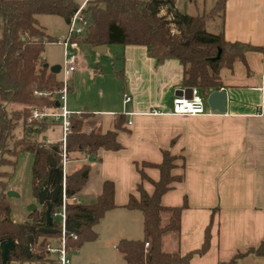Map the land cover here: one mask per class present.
Instances as JSON below:
<instances>
[{
	"label": "trees",
	"instance_id": "obj_1",
	"mask_svg": "<svg viewBox=\"0 0 264 264\" xmlns=\"http://www.w3.org/2000/svg\"><path fill=\"white\" fill-rule=\"evenodd\" d=\"M224 4L225 0H217L209 12L190 16L175 11L172 0H87L81 15L88 26L82 37L72 40L90 47L141 46L146 48L147 56L158 64L169 59L177 60L182 67L180 84L186 88H197L207 97L211 91L222 87L221 70H230L235 62H240L248 73L245 54L264 53L263 47L227 41L222 30L217 33L206 31L207 20L223 17ZM80 7L72 0H0V264L1 244L4 242L14 243L8 249L7 264L29 261L55 264L46 252L45 244L59 236L58 225L54 221L51 225L57 230L56 234L40 232L41 228L47 227L45 204L34 212H28L24 222H14L4 181L12 174L2 169H15L17 157L25 152L32 156L30 183L35 198L44 186H48L49 190L55 187L54 172L61 182L62 143L38 141L36 136L46 130L48 123L33 118V112L55 107L57 93L62 87L61 79L49 71L41 56L47 43L58 40L46 34L37 16L53 15L68 22ZM89 116V113L83 112L77 117H70L71 129L65 139L67 159L74 151L98 157L101 150L118 151L122 148L117 137L120 133L129 132L124 115L118 114L113 128L102 134L82 132L84 120ZM9 142L11 148L8 147ZM176 161L181 162L180 168L183 169V157L164 149L159 163L135 162L140 178L135 189L137 195H130L123 208L141 213L143 236L140 240L122 239L116 244L126 264H191L195 255L202 256L209 248L211 224L204 231L199 249L181 255L163 248L166 235L180 232L181 214L187 208L185 198L182 205L176 207H164L160 201L174 184L183 181L182 173H173L178 167ZM145 168L157 169L158 179H149ZM89 169V165L85 164L65 175L66 198L74 197L81 190L88 179ZM143 181L151 184L150 194L143 189ZM60 204L59 191L51 205V215ZM115 207L114 184L111 181L103 182L93 204L66 203L65 217L74 230L66 232V247L76 249L82 243L94 240V227L108 210ZM165 212L170 214L169 221L162 226L161 214ZM28 237L31 239L29 258L23 252ZM145 243L148 244L147 249ZM249 254L264 257V240L256 247L238 251L229 261L218 264H236Z\"/></svg>",
	"mask_w": 264,
	"mask_h": 264
},
{
	"label": "crops",
	"instance_id": "obj_2",
	"mask_svg": "<svg viewBox=\"0 0 264 264\" xmlns=\"http://www.w3.org/2000/svg\"><path fill=\"white\" fill-rule=\"evenodd\" d=\"M86 1L80 0L81 4ZM172 2L179 12L175 1ZM222 16L207 20L205 27L212 22L213 33L222 30L227 41L264 48V0H225ZM92 48L99 54L108 53L114 67L119 62L121 70L115 71V75L121 86H113L118 99L101 96L102 106L96 105L90 112L77 110L82 106L70 100V109H66L73 117L83 112L90 114L82 126L84 133L111 130L118 114L124 115L129 132L118 135L122 147L118 151L101 150L98 157L78 151L69 154L65 175L85 164L90 169L86 183L68 203L93 204L103 182L111 181L116 207L100 221L109 228L116 243L122 239L140 240L141 213L123 208L130 195H137L140 178L135 162L159 163L161 151L168 149L184 159L183 169L177 161L179 166L173 170L174 174H183V181L161 197V205L180 206L185 198L187 208L181 214L180 232L164 237V250L183 255L199 249L209 224V248L204 255H195L191 264L224 263L236 252L256 247L264 240V53L245 54L248 73L240 62H235L230 70L220 71L219 89L227 95L224 113L206 107L203 115L179 116L171 113L172 100L183 91L189 97L187 89L191 88L180 84L182 67L177 60L158 64L141 46ZM61 49L63 61L62 44ZM42 61L47 67L58 63V59L48 55ZM124 94L129 95L128 102H124ZM144 172L149 179H158L157 169L145 168ZM142 187L146 193L152 192L149 182L143 181ZM169 216L167 212L161 214L162 226L168 223ZM236 264H264V257L249 254Z\"/></svg>",
	"mask_w": 264,
	"mask_h": 264
},
{
	"label": "rangeland",
	"instance_id": "obj_3",
	"mask_svg": "<svg viewBox=\"0 0 264 264\" xmlns=\"http://www.w3.org/2000/svg\"><path fill=\"white\" fill-rule=\"evenodd\" d=\"M76 4L83 6L80 0H72ZM150 1V0H141ZM175 1L179 12L190 16L202 15L213 8L216 0H173ZM164 13V12H163ZM39 24L45 31L53 36L54 39L64 40L68 34V24L58 16L53 15H38ZM208 32L213 33L215 27L212 22H209L205 27ZM77 53L79 55L80 64L70 75L68 86L73 87V91H68L65 99V107L70 109L68 104L70 100L75 104L82 106L79 111H92L96 105L102 106L101 96L109 97L115 101L118 95L113 91L115 87L119 89L121 80L115 75V71H120L119 62L116 61L113 66V59L108 56V53H97L94 48L85 43H78ZM58 59L57 65L62 67V49L58 42L48 43L44 47L42 58L46 56ZM49 62L47 61V64ZM115 68V69H113ZM100 70V72L98 71ZM57 78L63 79L61 72L57 74ZM122 99L120 93V100ZM46 114H54L55 117L45 118L48 126L44 132L37 135L36 138L40 142L55 143L62 138L61 119L59 118V109L57 107L46 109ZM71 112V111H70ZM76 110L73 111L75 113ZM8 147L11 148L9 142ZM32 156L29 153H21L16 159L15 169L4 167L2 171L11 173L10 178L5 179L6 191H12L17 194L16 197L9 198L11 207V217L16 222L26 220L30 206L40 208L37 198L32 194L30 183ZM177 162V161H176ZM180 164L181 162L178 161ZM179 166V165H178ZM165 215V214H163ZM54 222H59V218L55 217ZM100 226L94 228L96 238L92 241L82 243L79 248L68 249V256L71 264H126L120 253L116 249V241L110 234L109 228L104 222L99 221ZM103 223V224H102ZM99 225V224H98ZM143 236V235H142ZM50 244L55 247L56 243L50 241ZM39 251V248H36ZM10 264H36L33 261L29 262H12Z\"/></svg>",
	"mask_w": 264,
	"mask_h": 264
},
{
	"label": "built area",
	"instance_id": "obj_4",
	"mask_svg": "<svg viewBox=\"0 0 264 264\" xmlns=\"http://www.w3.org/2000/svg\"><path fill=\"white\" fill-rule=\"evenodd\" d=\"M84 6V5H83ZM81 6L68 21V34L66 39L61 41L63 46V65L60 67V72L63 75L62 87L57 93V108L59 109V118L61 119V130H62V149H61V182H60V193H61V204L56 207L51 215L52 222L55 217L59 218V222L56 224L59 228V236L54 240H48L45 244L46 252L54 259L55 264H71L68 256V248L66 247V230L64 227L65 217V204L68 203V198L65 196V165L67 163V153L65 151V139L70 133V117L71 114L65 107L66 94L70 90L68 81L72 72L78 67V53L77 43L72 39L76 37H82L85 34L88 26L87 20L81 15ZM124 102L130 100L129 95H123ZM206 97H204L197 88H191L190 96H177L172 100L171 113L179 116H197L206 113ZM46 109L42 112H33V118L39 121H45L47 117H55L54 114H46ZM50 241H54L56 246L53 247ZM148 244L145 243V249Z\"/></svg>",
	"mask_w": 264,
	"mask_h": 264
},
{
	"label": "water",
	"instance_id": "obj_5",
	"mask_svg": "<svg viewBox=\"0 0 264 264\" xmlns=\"http://www.w3.org/2000/svg\"><path fill=\"white\" fill-rule=\"evenodd\" d=\"M45 66H47V65L45 64ZM48 68H49V71L53 74H58L60 72V66L59 65H53V66H50ZM187 90H189V92H190L191 89H187ZM184 94H185V91L179 92L180 96L185 97ZM226 100H227L226 92L223 90L217 89V90L211 91L207 95L206 105L209 108V110L212 112L216 111L218 113H224V111H225L224 103L226 102ZM57 106L58 105L56 104L55 107H57ZM53 174H54L53 180L55 183V187L52 190H49L48 186H44L41 189V191L38 193V196H37V200H38V203L40 204V206L43 204H45L47 206V210H46L47 227L40 229V232L46 233V234H56L57 233V230L53 229L51 227L52 217L50 214V208H51L52 203L55 202L57 195H58V192L60 191V182H59L55 172ZM6 196L8 198H11V197H16L17 194L12 192V191H7ZM36 209H37L36 206H30L27 209V211L30 213V212H34ZM64 227H65V230L67 232H74V230L71 229V227L69 226L67 220L65 221ZM27 229H30V226H27ZM30 242H31V239H30V237H28L27 244L23 248V252L27 258H29L30 254H31ZM1 246H2L1 264H7V252H8L9 248H12L14 246V243L13 242H4L1 244Z\"/></svg>",
	"mask_w": 264,
	"mask_h": 264
}]
</instances>
